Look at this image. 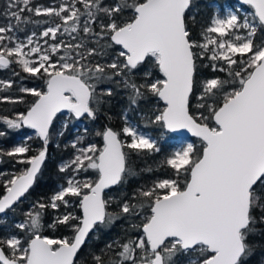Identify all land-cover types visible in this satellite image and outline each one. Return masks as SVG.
Listing matches in <instances>:
<instances>
[{
	"label": "snow or ice",
	"instance_id": "snow-or-ice-1",
	"mask_svg": "<svg viewBox=\"0 0 264 264\" xmlns=\"http://www.w3.org/2000/svg\"><path fill=\"white\" fill-rule=\"evenodd\" d=\"M240 3L254 13H245L241 21L239 8L229 10L214 18L197 40L186 23L192 0H114L110 6L104 0H62L50 8L31 0H7L3 14L8 22L0 25V68L15 64L43 81L46 90L21 86L20 92L36 99L26 114L0 118V123L13 130L33 129L47 146L58 113H67L68 120H95L103 96L113 94L111 88L98 94V86L122 82L129 89L130 106L148 94L158 98L163 106L150 122L171 133H190L200 146L193 142L175 150L166 161L171 177L138 189L117 205L118 211L108 212L104 189L135 174L126 166L124 149L151 153L159 148L126 114L122 133L127 141L110 128L97 133L102 148L80 146L83 137H78L71 145L73 158L58 169L71 173L66 184L47 202L37 200L25 210L24 219L14 223L19 232L0 234V264H75L90 232L130 218L141 220L133 226L142 234L107 244L93 254L92 264H246L254 251L249 238L258 223L264 224V41L254 39L257 21L264 26V0ZM26 12L55 19L21 39L17 33L26 31L22 24L41 23ZM65 36L70 39L59 38ZM113 46L120 49L115 57L102 59ZM205 60L209 63L203 64ZM146 63H154L161 78L153 80L148 71L144 83L129 79ZM201 66L225 75L201 81ZM13 87L12 80L0 81V92ZM4 100L22 102L0 96ZM28 151L26 145L16 146L0 151V157H23ZM45 157L46 150H40L17 159L29 167L3 181L0 223L29 192ZM89 170L98 174L96 180L78 178ZM67 197L78 198L81 215L65 212L49 227L63 225L72 230L71 238L41 235L44 213L72 207Z\"/></svg>",
	"mask_w": 264,
	"mask_h": 264
},
{
	"label": "trees",
	"instance_id": "trees-1",
	"mask_svg": "<svg viewBox=\"0 0 264 264\" xmlns=\"http://www.w3.org/2000/svg\"><path fill=\"white\" fill-rule=\"evenodd\" d=\"M57 0H39L32 5L49 6L51 3H55ZM114 0H104L105 6H110ZM223 0H192V6L186 13V23L189 30L192 33L193 39H199L202 30L209 25L210 19L213 14L212 5L214 3L222 4ZM229 2V0H228ZM7 0H0V25H4L7 22L4 11L6 9ZM25 16H31L32 20H39V25L34 23L22 24L21 26L32 29V31L39 33L44 27L49 25L44 24L43 21L47 20L50 23L55 19L54 17H35L31 13H24ZM194 17V19H192ZM121 19H127V15L122 16ZM99 30L97 26V31ZM264 34V29L261 25L258 26V30L255 35V42L260 43L261 35ZM119 51L117 46L107 49V56L102 59H108L115 56ZM209 61L205 60L203 64H208ZM150 71L152 73V79L161 78V74L154 63H146L141 66L134 76L129 79L134 80L137 84L145 82L144 73ZM11 73L13 76L10 80L14 82L13 89L5 92H0V96H9L12 100H22V102L12 103L7 100L0 101V118L16 119L20 113L27 112V109L34 102L36 97H33L29 93H22L19 91L21 86L27 88H36L39 90H46L43 81L34 77H29L28 74L23 73L20 68L13 64L9 68L0 69V73ZM14 73H20L19 76ZM225 74L219 72H213L211 68L201 66L199 67V79H204L219 76L223 78ZM6 75H0L1 79H4ZM6 78V77H5ZM120 81V78H116ZM111 88L112 95H104L103 103L98 106L96 112V119L89 120L87 118H81L80 120L67 119L66 129H62L59 126V122L63 119L62 115H58L53 122L49 132V142L47 146L37 137L33 136L27 140L26 146L29 151L25 153L23 157H8L6 155L0 157V196L4 195L3 181L8 179L12 174H19L21 170L29 167L25 164L17 163L19 158H30L38 155L40 150H46V159L44 164L36 178V181L29 192L21 199L22 202L18 203L16 211H9L7 217L9 221L6 223H0V234H4L9 229L19 232V229H15L13 224L20 222L24 219L25 210L30 209L33 203L37 200L47 202L51 196L58 190V188L65 184V174L59 172V164L64 161H69L74 156V149L70 143L74 140L75 135L73 131L83 125L86 131V141L96 142L98 146L102 145L101 136L97 135L98 132L110 128L113 131L120 134L121 140H129L128 137L122 135V128L124 127V116L127 115L128 119L138 125L146 123L145 129L149 130L157 137L159 148L158 152H143L137 153L133 150L124 149L126 154V166L135 173L134 175H126L123 182H121L116 188L108 191L104 194V199L107 201V211H118L117 205L124 199L131 197L132 193L142 187H150L157 179L168 178L172 176V170L167 166V159L171 156V149L168 144H162L164 138L172 137L163 128L150 122L153 118L156 110L163 105L158 98L148 94L145 98L139 100L138 105L130 106L129 102V89L125 88L122 82L115 83L109 82L98 86L97 93H100L101 89ZM93 107H97L93 105ZM193 111L196 109L193 106ZM0 131L5 133L4 136H0V151L6 152L12 150L21 139L25 138L29 134V129L21 128L18 130L9 129L6 124L0 123ZM63 132V135L59 133ZM199 148V141L197 138L192 139ZM98 174L92 171V180H96ZM78 201V198L71 197L70 200ZM78 204V203H77ZM69 208L60 207L58 211H54L51 208L44 213L42 218L43 228L41 235L49 238H71L72 230L58 225L55 228L49 227V225L55 220L57 215L64 214ZM257 210V215H258ZM76 215H81L79 206L75 212ZM141 223L140 219H117L111 225L107 227H101L99 230H94L86 244L81 248L76 256L75 264H92L93 254H99L102 249L106 248L107 244L113 241H119L131 237L135 239L142 233L134 228L135 225ZM257 232L249 238V243L253 246V253L247 258L246 264H264V224L258 223L256 225ZM21 238L23 234L21 233ZM182 259V258H178Z\"/></svg>",
	"mask_w": 264,
	"mask_h": 264
},
{
	"label": "rangeland",
	"instance_id": "rangeland-1",
	"mask_svg": "<svg viewBox=\"0 0 264 264\" xmlns=\"http://www.w3.org/2000/svg\"><path fill=\"white\" fill-rule=\"evenodd\" d=\"M37 1H39V0H31V3L32 4H34V3H36ZM62 2V0H57V2H55V3H51L49 6H42V5H36V6H40L41 8H50V7H56V6H58L60 3ZM212 8H213V14H212V17H211V19H210V22H209V24L211 23V21L214 19V18H216L217 16H219V17H221V18H223L226 14H227V11H229V10H231V11H235L237 8H239L241 11L238 13V15H240V17H241V21H243V18H244V14L245 13H249V14H251V13H254V11H253V9L251 8V7H249V6H239L238 4H236L234 1H232V0H229V2H228V0H223V2H222V4H218V3H214L213 5H212ZM27 13V12H26ZM7 18V17H6ZM249 20H252V16L251 15H249ZM7 22H8V18H7ZM6 22V23H7ZM6 23H4V24H6ZM258 26H259V23H258V21H257V30H258ZM21 28H24V29H26V31H20V32H18L17 33V35L21 38V39H23L24 38V36L25 35H27V34H30L31 32H34V31H32V29H28L27 27L25 28L24 26H21ZM43 30V29H42ZM41 30V31H42ZM257 32V31H256ZM60 39H65V40H69L70 38L69 37H67V36H65V37H59ZM227 39V38H226ZM261 41H264V34L263 35H261V38H260V42ZM42 43V42H41ZM49 43H52V41H49ZM119 48V47H118ZM120 50V49H119ZM115 57V56H114ZM114 57H112V58H114ZM1 70L2 69H5V68H0ZM6 75V76H4V79H1L0 78V81H6V80H10L11 79V77L13 76L11 73H4V72H2V73H0V75ZM27 74V73H26ZM6 77V78H5ZM39 90V89H38ZM162 108V107H161ZM158 109H160V108H158ZM157 109V110H158ZM157 110H156V112H157ZM62 117H63V119H61V121L59 122V126L62 128V129H64L65 128V125L67 124V114H63L62 115ZM132 122V121H131ZM132 123H134V122H132ZM135 125H137L138 126V128H139V130L141 131V133L142 134H145V135H147V136H149V137H151V139H153L154 141H156V143H158V140H157V137L156 136H154V134H152V132L151 131H149V130H147V129H145V125H147L146 123H142V124H140V125H138V124H136V123H134ZM124 126H125V119H124ZM165 130V129H164ZM30 131V130H29ZM86 131H85V128L83 127V125H79V127L77 128V129H75L74 131H73V134L75 135V138H74V140L70 143V145H72V143L73 142H76L77 141V138L78 137H83V141L81 142V145L80 146H87V144H89V143H92V144H95V145H97V143L96 142H93V141H86V139H87V136H86ZM122 135H123V133H122ZM171 135V134H170ZM33 136H36L32 131H30L29 132V134H28V136L27 137H25V138H23V139H21L20 140V142L18 143V145H16V146H21V145H26V143H27V140H29V138L30 137H33ZM130 139V138H129ZM193 138H191L189 141H179L178 140V138L176 137V136H173L172 135V137H169V138H164V140L161 142L162 144H168L169 145V148L171 149V156L173 155V153H174V151L175 150H178V149H180L181 147H183V146H185L187 143H193V140H192ZM123 141H125V140H123ZM97 147L98 148H102L103 147V144L101 145V146H98L97 145ZM156 152V151H155ZM74 154H75V150H74ZM25 155V154H24ZM170 156V157H171ZM70 161V160H69ZM66 162H68V161H64V162H61L60 164H59V166L61 165V164H63V163H66ZM92 171L93 170H89L87 173H80V176L78 177L79 179H84V178H88V179H90V180H92ZM65 174V177H67L68 175H70L71 173L70 172H66V173H64ZM65 184H66V180H65ZM64 184V185H65ZM58 190H59V188H58ZM57 190V191H58ZM70 198L71 197H67L66 199H68V200H70ZM71 202H72V207H70L69 208V210H67L66 212H69V211H71V212H73L74 214H75V212H76V209L78 208V204H77V202H76V200L74 199V200H70ZM62 207H63V205H62ZM9 221V218L6 216V218H5V222H3V223H6V222H8ZM13 227H14V224H13ZM63 239V238H62Z\"/></svg>",
	"mask_w": 264,
	"mask_h": 264
},
{
	"label": "water",
	"instance_id": "water-1",
	"mask_svg": "<svg viewBox=\"0 0 264 264\" xmlns=\"http://www.w3.org/2000/svg\"><path fill=\"white\" fill-rule=\"evenodd\" d=\"M232 1H234L236 4H238L239 6H249V5H245V4H241L240 3V0H232ZM250 7V6H249ZM253 11H254V9H253ZM262 28L264 29V26H262ZM117 47H119V46H117ZM161 103H162V105H163V102L161 101ZM63 114H67V113H58L57 114V116L58 115H63ZM54 120H55V118H54ZM25 128H27V127H25ZM51 128V127H50ZM27 129H29L30 131H32L34 134H35V132H34V130L33 129H30V128H27ZM166 131V130H165ZM166 132H168V131H166ZM169 134H171V135H173V136H176L177 138H178V140L179 141H189L191 138H195V137H192L191 136V134L190 133H187V132H178V133H171V132H168ZM101 141H102V144H103V139H102V136H101ZM41 142H43L42 140H41ZM45 161V160H44ZM44 161L42 162V165H43V163H44ZM42 165H41V167H42ZM39 174V173H38ZM34 185V184H33ZM119 185V184H118ZM118 185H114V186H111V187H109V188H106V189H104V191H103V193H102V198L104 199V193L105 192H107L108 190H112V189H114V188H116ZM32 188V187H31ZM30 188V189H31ZM29 189V190H30ZM27 194V193H26ZM25 194V195H26ZM23 198V197H22ZM21 198V199H22ZM80 212H81V210H80ZM92 232H90L89 233V236H90V234H91ZM88 236V237H89ZM88 237L86 238V241H85V243L81 246V248L86 244V242H87V240H88ZM81 250V249H80ZM79 250V251H80ZM78 251V252H79ZM78 254V253H77ZM74 259H76V257L74 258Z\"/></svg>",
	"mask_w": 264,
	"mask_h": 264
},
{
	"label": "flooded vegetation",
	"instance_id": "flooded-vegetation-1",
	"mask_svg": "<svg viewBox=\"0 0 264 264\" xmlns=\"http://www.w3.org/2000/svg\"><path fill=\"white\" fill-rule=\"evenodd\" d=\"M55 119H56V118H55ZM53 122H54V121H53ZM45 159H46V157H45ZM43 164H44V163H43ZM42 166H43V165H42ZM41 168H42V167H41ZM40 170H41V169H40ZM39 172H40V171H39ZM37 176H38V175H37ZM36 178H37V177H36ZM35 181H36V179H35ZM34 183H35V182H34ZM112 190H113V189H112ZM108 191H110V190H108ZM108 191H107V192H108ZM107 192H105V193H107ZM105 193H104V194H105ZM22 199H23V198H22ZM79 209H80V208H79ZM78 253H79V252H78ZM75 260H76V259H75Z\"/></svg>",
	"mask_w": 264,
	"mask_h": 264
}]
</instances>
